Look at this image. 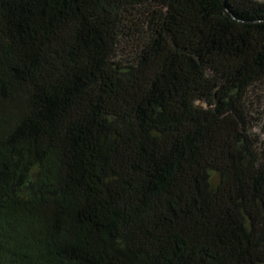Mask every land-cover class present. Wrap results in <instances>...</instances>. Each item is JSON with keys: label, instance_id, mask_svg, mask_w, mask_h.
Here are the masks:
<instances>
[{"label": "trees", "instance_id": "1", "mask_svg": "<svg viewBox=\"0 0 264 264\" xmlns=\"http://www.w3.org/2000/svg\"><path fill=\"white\" fill-rule=\"evenodd\" d=\"M0 264H264V0H0Z\"/></svg>", "mask_w": 264, "mask_h": 264}]
</instances>
